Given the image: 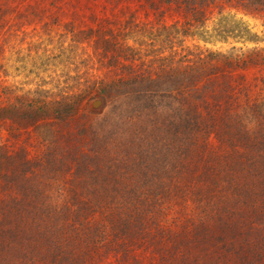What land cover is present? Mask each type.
<instances>
[{
	"label": "trees",
	"instance_id": "1",
	"mask_svg": "<svg viewBox=\"0 0 264 264\" xmlns=\"http://www.w3.org/2000/svg\"><path fill=\"white\" fill-rule=\"evenodd\" d=\"M97 1L106 3L102 16L83 28L89 0H28L54 8L51 31L67 17L66 30L91 42L110 68L120 66L110 81L93 82L101 98L92 105L105 110L114 101L129 112L85 145L70 135L59 166L54 151L32 160L24 147L0 145V264H264V100L243 76L263 67L264 55L169 56L153 68L119 62L120 38L141 14L163 21L177 6L187 36L217 2L264 9V0ZM13 2L23 1L1 2L0 34L16 22L8 19ZM48 99L1 86L0 124L21 134L44 121L66 123L83 101Z\"/></svg>",
	"mask_w": 264,
	"mask_h": 264
},
{
	"label": "rangeland",
	"instance_id": "2",
	"mask_svg": "<svg viewBox=\"0 0 264 264\" xmlns=\"http://www.w3.org/2000/svg\"><path fill=\"white\" fill-rule=\"evenodd\" d=\"M22 1L13 2V15L8 16V19L12 21L16 18V22L10 25L6 33L2 31L0 34V87L14 91L16 95L29 93L46 96L50 98L49 101L62 95L75 97L79 94L83 101L81 110L66 123L52 124L51 121H44L21 134L17 131L12 133L10 123H1L0 145L18 149L24 147L28 158L32 160H38L54 151L56 156L52 158V166L55 167L62 161L67 162L68 153L64 151L71 148L67 140L70 135L82 138V144L85 145L95 130L109 128L107 123L113 124L111 121L116 120L118 114L123 115L129 111L117 110L119 102L116 101H108L105 110L102 109L103 104L97 108L92 107L93 101L101 98L98 84L93 82L110 81L117 75L120 66L110 68L106 60L99 59L100 51L99 54L93 52L91 42L66 30L65 26L70 23L67 17L61 19L62 26L56 28L53 25L51 31V13L54 9L51 6L32 8L28 0ZM89 1L82 7L84 16L80 22L83 28L85 22L90 23L92 14L102 16L101 6L106 5L104 1H100L103 5L97 0ZM1 2L4 3V0H0V5ZM94 2L98 5L92 7ZM176 7L165 10L163 21H156L151 10L149 16L141 14L138 20L127 24L120 38L123 44L120 64L124 61V66H128V62L137 60L153 68L159 64H156L157 59L169 56L175 61L182 57L196 61L198 57L202 58L209 53L232 58L237 52L239 58L253 60L264 55V9L217 2L211 5L199 28L192 29L195 33L190 32L185 36L181 35L179 26L183 19L181 9L177 11ZM34 12L41 14L35 15ZM29 14L34 18H28ZM114 70L117 71L114 73ZM243 76L246 83L254 84L253 94L264 100V66L251 68ZM87 86L92 89L86 90ZM47 174L52 176L54 173ZM61 184H64L63 180ZM3 196L0 185V201Z\"/></svg>",
	"mask_w": 264,
	"mask_h": 264
},
{
	"label": "water",
	"instance_id": "3",
	"mask_svg": "<svg viewBox=\"0 0 264 264\" xmlns=\"http://www.w3.org/2000/svg\"><path fill=\"white\" fill-rule=\"evenodd\" d=\"M100 101V99H96L95 101H93L94 103H98ZM92 107L94 108V105H92ZM99 107V106H98ZM97 108V107H95Z\"/></svg>",
	"mask_w": 264,
	"mask_h": 264
},
{
	"label": "bare ground",
	"instance_id": "4",
	"mask_svg": "<svg viewBox=\"0 0 264 264\" xmlns=\"http://www.w3.org/2000/svg\"><path fill=\"white\" fill-rule=\"evenodd\" d=\"M94 105H95V106H97V105H98V103H95Z\"/></svg>",
	"mask_w": 264,
	"mask_h": 264
}]
</instances>
